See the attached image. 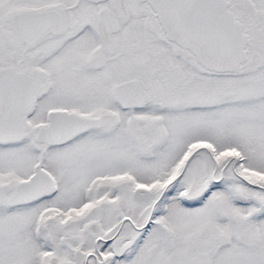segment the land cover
Returning a JSON list of instances; mask_svg holds the SVG:
<instances>
[{
    "label": "snow or ice",
    "instance_id": "obj_1",
    "mask_svg": "<svg viewBox=\"0 0 264 264\" xmlns=\"http://www.w3.org/2000/svg\"><path fill=\"white\" fill-rule=\"evenodd\" d=\"M0 264H264V0H0Z\"/></svg>",
    "mask_w": 264,
    "mask_h": 264
}]
</instances>
